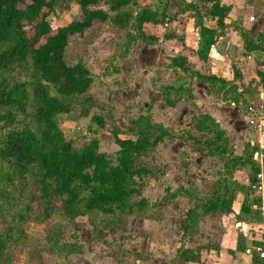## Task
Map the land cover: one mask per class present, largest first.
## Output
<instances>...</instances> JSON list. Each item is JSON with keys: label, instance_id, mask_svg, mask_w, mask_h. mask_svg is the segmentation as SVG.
I'll return each mask as SVG.
<instances>
[{"label": "trees", "instance_id": "trees-1", "mask_svg": "<svg viewBox=\"0 0 264 264\" xmlns=\"http://www.w3.org/2000/svg\"><path fill=\"white\" fill-rule=\"evenodd\" d=\"M204 1L202 10L191 0H166L162 10L156 11L141 8L137 0H78L82 16L53 30L48 17L55 0H0V204L2 199L11 198L17 187L22 191L13 202L14 212L9 222L0 226V264H5L13 246L28 240L27 223L34 219L48 220L56 211L57 203H60V215L67 220L101 213L105 229H122L129 216L159 219V214L176 199L184 197L194 203L181 224L184 234L191 235L199 230L198 224L208 215L219 213L237 218L233 205L237 193L241 192L245 195L241 217L248 219L254 213V220H262L260 211L253 208L261 205L254 192L256 174L261 169L255 159L256 153L262 151L258 142L249 141L244 152L236 154L227 130L214 117L206 113L194 116L191 126L196 132L187 130V137L210 156L223 160L222 173L206 194L195 182L189 181L188 186L176 189L167 186L163 197L151 202L143 196V188L146 177L159 175L153 152L165 140L184 139L185 130L152 122L148 117L138 118L130 130H122L114 116V107L90 92L99 75L83 60L69 63L66 58L71 39L85 37L97 25L111 23L122 29L131 27L142 39L153 43L154 38L148 37L145 25L172 24L180 15L191 12L199 29L197 54L206 61L224 31L234 26L230 5L224 0ZM134 7L140 9L137 14ZM205 18L215 25L207 26ZM237 32L245 55H264L261 36H254L249 29ZM165 37L177 38L176 34ZM21 65L36 71L37 82L13 78L12 74ZM172 65L185 71L190 67L188 59L182 55L174 56ZM258 74L264 87V71ZM235 75L240 77L241 74L236 72ZM195 76L198 81L212 86L217 82L229 83L215 74L196 71ZM182 90L181 85H166L162 90L165 104L175 107ZM172 91L179 96L172 98ZM194 98L193 93L189 94L190 100ZM90 108H98L109 116L93 115L89 132L95 137L78 147L61 129L58 115L78 109L81 115H88ZM103 130L111 132L119 146L116 163L109 154L100 151L97 136ZM247 165L255 173L251 183L236 178L238 169ZM31 181L38 184L40 192L39 214L28 193ZM241 217L238 216V220ZM254 242L253 262L264 264L256 249L263 245ZM46 245L60 257L84 251L78 242H61L53 236L46 240ZM201 248L182 246L175 261L179 264L198 261Z\"/></svg>", "mask_w": 264, "mask_h": 264}, {"label": "rangeland", "instance_id": "rangeland-1", "mask_svg": "<svg viewBox=\"0 0 264 264\" xmlns=\"http://www.w3.org/2000/svg\"><path fill=\"white\" fill-rule=\"evenodd\" d=\"M137 1L141 8L161 11L166 0ZM191 1L202 10L205 8L204 0ZM224 2L232 8L231 21L234 27L228 28L223 33L220 44L223 42L224 55L217 62L216 68L209 67V64H204L202 60L199 61L201 66L197 61L192 62L195 58L198 59L193 52H191L193 58L189 60V70L186 72L172 65L173 57L181 55L183 48L193 51L191 44L194 46L199 38L197 28H192L195 20L190 18V15L180 16V19L168 25H145L148 37L154 38L153 43L142 39L137 30L131 27L122 29L109 23L97 25L85 37L72 38L68 47L66 58L69 63L83 60L92 71L99 75V79L90 92L99 100L114 107V116L122 130H130L134 120L141 117H148L152 122H161L160 119H163L162 114L165 111L161 108L162 106L154 108L153 104H150L149 101L152 98L148 93L154 91L155 94L161 95L166 85L183 86L184 91L180 93L179 102L185 100L188 103L179 107L184 119L178 126V130H185L182 133L184 139L182 142L177 139L169 143L165 140L154 150L153 155L155 164L159 168V175L157 178L146 177V185L143 188V196L151 202L163 197L167 184L165 173L168 166L172 170L171 174L179 176L180 172L181 176L190 178L196 175L201 178L214 176L217 179L222 173L223 160L210 156L204 148H200L198 144L188 139L186 134L187 130L196 132L191 126L193 117L208 111L199 107L201 104L205 105L196 95L193 94L195 97L193 100L189 99V94L193 93V86L200 82L195 78L196 71H201L203 74L216 71L217 76L221 78L231 77V81L227 84L217 82L212 86L210 83H204L203 90L208 92L207 101L210 106L226 104L239 108L242 123H233L230 117L223 118V125L230 137L233 151L236 154H242L246 144L253 141V134L250 133L251 129L248 125V112L252 106L257 107L259 102H263L260 94L264 92V87L258 73L264 71V55L253 54L250 59L244 57V49L240 46L242 40L237 31L249 29L254 36H261L264 42V0H224ZM55 3L48 17L53 30L82 16L78 0H55ZM133 10L134 14L140 11L137 7ZM205 23L212 25L209 18H205ZM166 34H176L177 38H167ZM180 38L184 41L182 45ZM210 53L214 54L212 49ZM218 57L216 54V58ZM156 70L159 71L158 75ZM236 72H240V77H236ZM12 76L20 81L30 79L35 83L38 80L36 71L27 65L18 66ZM52 92L54 93V90ZM170 95L172 98L179 96L175 91H172ZM157 98L155 95L153 100L157 101ZM159 100L164 101L163 96ZM195 102L199 104L196 103V105ZM223 113L226 116V113ZM95 114L109 116L98 108H90L88 115H81L78 109L70 113H60L58 120L66 137L74 141L76 146L83 147L95 137L89 132L92 117ZM237 126H243L245 132L240 133ZM97 137L100 140V151L109 154L116 163L119 146L115 143L113 134L103 130ZM263 153L264 149L257 157L259 160L256 159L261 168L264 167V159L260 162ZM178 165L180 168H177ZM254 177L255 173L252 172L250 165L240 167L236 173V178L246 183H251ZM28 189L30 192L25 191L31 194L35 202V210L39 214L41 201L38 184L31 181ZM20 190L19 186L11 198L4 201L2 199L0 226L3 227L9 222L14 212L13 202H16L15 198L22 192ZM185 205L182 201L174 207L175 211L179 210V206L183 209ZM56 208L48 220L41 222L34 219L27 223L28 240L11 248L5 264H179L175 261L179 247L175 246H177V233L183 232L181 224L185 217L181 212L173 211V205L159 214V219L131 215L127 219L126 227L122 229H105L101 223V213L71 221L60 215L58 211L60 203L56 204ZM253 214L248 218L250 222L247 229L255 240L260 241L263 218L261 221H256ZM220 215L217 213L206 217L198 224V229L203 230L212 242L226 225ZM242 228L244 227L241 225L239 229ZM167 235L176 242L170 241L168 246ZM52 236L61 242L82 244L83 253L60 257L50 251L46 245V240Z\"/></svg>", "mask_w": 264, "mask_h": 264}, {"label": "crops", "instance_id": "crops-1", "mask_svg": "<svg viewBox=\"0 0 264 264\" xmlns=\"http://www.w3.org/2000/svg\"><path fill=\"white\" fill-rule=\"evenodd\" d=\"M183 15L184 16L190 15V18L195 20L193 14H191V12H188L186 14H182L180 16H183ZM180 16L178 19H180ZM205 24L207 26H214L215 22L211 20L212 25H209L207 23H205ZM192 28L193 29L196 28L195 22L193 23ZM197 31H199L198 28H197ZM223 36L224 35H221L218 42L216 43V45L213 46L212 51L214 52V54L213 53L209 54V58L207 59L209 61L206 60L207 61L206 62L205 60H202V62L204 64H206V65L209 64V67H215L216 68L217 62H219L221 60L222 56L224 55V51L222 50L223 42H221V44H220V41H222ZM180 39L182 40L183 38H180ZM183 42L184 41L182 40L181 45ZM240 46L242 47V49H244L243 48V42L240 43ZM191 47H192L193 51L190 49L185 50L183 48L181 55L185 56L189 61L191 58H193V55H191V52H193L198 57V59L196 60V58H195L194 60H192V62L196 63V61H197V63L201 66V64L199 63V61H201V59L199 58V56L197 54V50L199 48V38L197 39L196 44L194 46L191 44ZM243 53H244V50H243ZM216 54L219 56L218 58H216ZM252 56L253 55H246V56L244 55V57H246L247 59H250ZM165 61H168V60L165 59ZM179 69L181 70V68H179ZM182 71L186 72L185 70H182ZM158 73H159V71L156 70V75H158ZM217 73L218 72L213 71V73H211V74L218 75ZM195 78H196V76H195ZM225 78L227 81H231L230 80L231 77H225L224 76V79ZM195 85L193 86L194 87L193 94L196 95V97H199L205 105V106H203V104L200 103L201 105L199 107L202 108L203 110L208 109L207 112L203 111L201 113H206V114L211 115L220 123V125L222 127H224V125H223V118L224 117H230V120L233 123H237V124L242 123L241 122V114L239 115V108H237V106L235 108L230 107L229 105H226V104H218L217 107L210 106L209 102L207 101L208 92H207V90L206 91L203 90L204 83L199 82ZM205 85H207V84H205ZM210 87H211V85H210ZM148 95L150 96V98H152V100H150L149 102H150V104H153L154 108H158V107L162 106L161 108L165 111L162 114L163 119H160L161 123H163L167 127H172L175 130H178V128H179L178 126L181 125V122L184 119L181 116V112L179 110V107H182V105L183 106L186 105L188 102L183 100V101L179 102L175 107H169V106L167 107V105H165L164 101L159 100V98H162V93H161V95H159L158 93L155 94L154 91H150L148 93ZM155 95L158 97L157 101L153 100V97ZM260 96L263 97V102L262 101H261L262 103L259 102V104H257L258 105L257 107L252 106L248 112V117L250 116L252 111L261 110L262 108H264V92H261ZM196 103L199 104V102H196ZM232 104H233V106H235L234 102H232ZM223 112L226 113V116H224L225 114ZM249 126L251 129L250 133L253 134V141L258 142L260 144L261 148L264 149V129L260 130V129H255L251 125H249ZM237 127H238L240 133L245 132V129L243 126H237ZM224 129H226V128L224 127ZM178 141L182 142V139H179ZM169 142H171V141L167 140V143H169ZM257 160H259V159L257 158ZM169 168L170 167L168 166V169L165 173V179H167V184L165 185V188L167 186H169L172 189H176L178 186H181V185L188 186V182L193 181L200 188L201 192L203 194H206L207 192H209L212 189V187L216 181V178L214 176H212V177L205 176V178H201V177H198L196 175H192L190 178L189 176H187V177H184L183 175L181 176L180 172H179V176H176V175L171 174L172 170H170ZM177 168H180V165H178ZM177 168H175V169H177ZM175 169H173V170L175 171ZM242 182H245V181H242ZM247 182H248V180H247ZM165 188H164V194H165ZM244 197H245V195L241 192H238L236 195V199H235L234 205H233V210L236 213L237 218L232 217V216L227 217V216L220 215L222 220H223L224 225L225 224L226 225H225L224 229L220 232L219 236H216L214 238V242L211 241V238H208V236L205 234V232L203 230H198L196 233L191 234V235H189V234L185 235L184 232H181V231H179L177 233V236H178L177 243H176L177 246H175V247L181 248L182 246H184L186 248H191V249L202 247L201 252H200V259L198 261L189 262L186 264H257V263L253 262V255H252V249L255 246V244H254L255 238L252 235V233L249 232L247 229V225L250 222V220L246 219L245 217H241V207H242ZM182 201L185 202V204H186L185 207L183 209H180V206H179V210L175 211L174 207L176 205L182 203ZM172 205L174 208V209L172 208L173 211L178 212V213L181 212V214L184 215L183 217L186 218L188 210L194 206V203L190 202L187 198L179 197L178 199H176V201ZM212 215H214V214L208 215L206 217H210ZM238 216L241 217V220H238L239 219ZM206 217H204V218H206ZM202 220H201V222H202ZM241 225L244 228H242L240 230L239 227H241ZM167 236H168V240H167L168 246H169L170 241L174 242V243L176 242L175 240H173V238L171 239L169 235H167ZM176 251H177V249H176Z\"/></svg>", "mask_w": 264, "mask_h": 264}, {"label": "built area", "instance_id": "built-area-1", "mask_svg": "<svg viewBox=\"0 0 264 264\" xmlns=\"http://www.w3.org/2000/svg\"><path fill=\"white\" fill-rule=\"evenodd\" d=\"M249 125L255 129H264V108L261 110H254L249 116ZM259 155V153H258ZM264 159V153L261 155L260 162ZM255 195L261 200V205H254V209L260 211L263 218V231L262 238L259 242L262 243L263 247L256 248L260 258L264 259V167L260 169L256 174L254 183ZM257 241V240H256Z\"/></svg>", "mask_w": 264, "mask_h": 264}, {"label": "water", "instance_id": "water-1", "mask_svg": "<svg viewBox=\"0 0 264 264\" xmlns=\"http://www.w3.org/2000/svg\"><path fill=\"white\" fill-rule=\"evenodd\" d=\"M257 157H258V153H256V155H255V159H257Z\"/></svg>", "mask_w": 264, "mask_h": 264}]
</instances>
